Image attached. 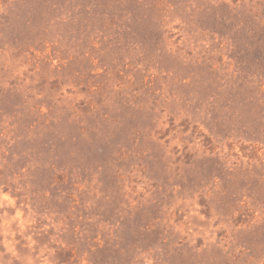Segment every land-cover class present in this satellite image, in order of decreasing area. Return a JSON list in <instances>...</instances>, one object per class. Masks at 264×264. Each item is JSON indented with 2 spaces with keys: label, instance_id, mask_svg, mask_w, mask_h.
I'll return each mask as SVG.
<instances>
[{
  "label": "rangeland",
  "instance_id": "rangeland-1",
  "mask_svg": "<svg viewBox=\"0 0 264 264\" xmlns=\"http://www.w3.org/2000/svg\"><path fill=\"white\" fill-rule=\"evenodd\" d=\"M0 264H264V0H0Z\"/></svg>",
  "mask_w": 264,
  "mask_h": 264
}]
</instances>
